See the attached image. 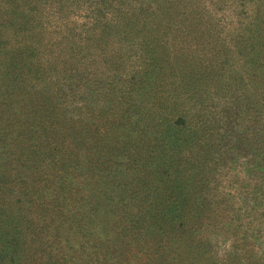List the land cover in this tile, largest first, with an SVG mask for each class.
Segmentation results:
<instances>
[{
    "label": "rangeland",
    "instance_id": "374dc122",
    "mask_svg": "<svg viewBox=\"0 0 264 264\" xmlns=\"http://www.w3.org/2000/svg\"><path fill=\"white\" fill-rule=\"evenodd\" d=\"M218 1L0 0V264H264V108L235 78L264 66H233ZM174 61L210 94L185 119ZM93 126L127 154L95 167Z\"/></svg>",
    "mask_w": 264,
    "mask_h": 264
},
{
    "label": "trees",
    "instance_id": "16d2710c",
    "mask_svg": "<svg viewBox=\"0 0 264 264\" xmlns=\"http://www.w3.org/2000/svg\"><path fill=\"white\" fill-rule=\"evenodd\" d=\"M215 10L214 12L223 11V17H225V20H228L230 18V21H227L225 24V28L228 26L230 27L229 22H234V27L232 28V35L235 36V43L238 46V50H240V53L237 54L235 58L231 59V63H233V66L240 67L242 62L248 63L249 62V55H256L257 52H260V55L258 57V63H259V71L264 66V43L260 42V36L259 34L255 33V28H257L259 25L264 24V0H219L216 4L212 6ZM219 13V12H218ZM202 17V16H201ZM203 19V17H202ZM206 21V20H205ZM229 24V25H228ZM208 26H216L220 27V29H224L223 27L219 26L216 22H208ZM231 28V27H230ZM255 29V30H253ZM257 34V35H255ZM257 40L256 44L253 41ZM249 51L250 54H247L246 51ZM254 61V60H252ZM172 70L176 73V90L179 91V97L181 103V109L178 111V115L180 116V119H185L188 117V112L195 116L198 114V110L200 106H203L204 102L208 100V108L210 107V94L205 95L204 92L200 88H198L197 84L194 82L195 78L193 76H187L185 74H182L183 70L185 68L182 66L180 61H174V65L171 63ZM174 67V68H173ZM212 67V66H210ZM46 76V75H45ZM174 78V77H173ZM238 82L240 81L239 87H242V94H251L249 96L252 98V101L249 99H242L240 100L236 106L240 107V110L243 108H246L250 111H255L257 114L263 113L264 108V86H256L255 83H263L264 82V75L259 74L254 75L250 77L249 79L244 76V74L238 73V76H236ZM209 83V81H208ZM254 83V84H253ZM59 86H57L58 88ZM213 88L214 86L211 85V87L208 86V90ZM211 91V90H210ZM213 91V90H212ZM210 93H213V92ZM56 94H58V90L56 91ZM209 92V91H208ZM43 105V104H42ZM61 111L64 110L63 106L59 108ZM24 110V109H23ZM209 115L210 111H208V124H209ZM62 120V116H59V112H57L55 109L53 111H50V108L48 109L47 115L44 117L42 121V127L43 132H45V129L49 130L46 132L49 134V137L55 138L58 134H63L64 132L62 129H56L53 126L55 124H59ZM48 124V128H46ZM80 129H83L86 127V124L80 123L79 124ZM100 129H97L95 126H93L92 131L95 133ZM31 133V132H30ZM105 130L99 132L100 137H98V141L95 144H92V147L97 149L96 153L97 156H94V166L101 165V158L103 153H110L112 155H115L116 157L122 154H127V149L125 151L119 150V135L112 134L111 138L112 140L110 143L105 144L106 142L102 140V135H104ZM106 136V133H105ZM50 139V140H51ZM127 144V142H126ZM53 145L50 146L49 154L43 153L44 157H52L55 155L53 150ZM33 152V154H37L40 152V149L36 148V146L31 147L30 152ZM95 153V155H96ZM114 156V157H115ZM131 157V156H130ZM36 159V158H35ZM60 159V158H59ZM37 160V159H36ZM57 169L61 170L62 167H58ZM98 169V168H97ZM252 259V258H251Z\"/></svg>",
    "mask_w": 264,
    "mask_h": 264
}]
</instances>
